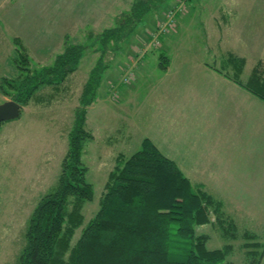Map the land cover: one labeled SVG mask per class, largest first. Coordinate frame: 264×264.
<instances>
[{
  "label": "rangeland",
  "instance_id": "1",
  "mask_svg": "<svg viewBox=\"0 0 264 264\" xmlns=\"http://www.w3.org/2000/svg\"><path fill=\"white\" fill-rule=\"evenodd\" d=\"M134 1L2 0L7 42L0 39V49L8 57L0 58V102L11 99L7 80L25 67L53 64L69 43L87 47L64 81L40 87L19 117L0 125V264H19L30 213L58 181L75 110L99 60L97 35L130 13ZM198 2L199 13L209 17L183 22L192 37L185 29L174 33ZM257 3L264 11V0H168L143 17L117 55L105 54L107 61L116 57L86 115L93 139L86 140L82 160L94 198L82 207L83 223L97 212L119 152L130 156L148 139L175 162L194 192L209 196L196 197L210 221L194 230L205 235L209 249L230 245L219 264H264V198L249 199L248 187L240 184L256 162L264 173V154L258 157L264 125H250L264 122V98L247 83L255 67H264V14L256 15ZM30 24L43 32L35 35ZM201 24L211 32L206 43ZM159 173L165 180L162 168Z\"/></svg>",
  "mask_w": 264,
  "mask_h": 264
},
{
  "label": "trees",
  "instance_id": "2",
  "mask_svg": "<svg viewBox=\"0 0 264 264\" xmlns=\"http://www.w3.org/2000/svg\"><path fill=\"white\" fill-rule=\"evenodd\" d=\"M167 1L135 0L130 13L97 35L99 60L91 69L75 110L58 181L30 213L19 264H219L226 258L229 244L209 249L205 235H197L194 230L195 224L210 221L206 206L200 202L202 198L208 201L209 196L203 191L194 192L175 162L148 139L130 156L119 152L97 212L83 223L82 207L94 198L82 160L86 140L93 139L86 128L88 108L97 97L105 70L121 51L120 43L151 9ZM111 43L112 48L108 47ZM86 47L69 43L53 64L32 71L25 67L26 71L18 73L20 76L7 80L11 98L22 108L38 98L34 96L40 87L59 85L77 69ZM109 50L116 55L107 61L104 56ZM252 73L248 86L264 98L262 70L255 67ZM161 168L165 180L159 173ZM180 191L183 198L179 197Z\"/></svg>",
  "mask_w": 264,
  "mask_h": 264
},
{
  "label": "crops",
  "instance_id": "3",
  "mask_svg": "<svg viewBox=\"0 0 264 264\" xmlns=\"http://www.w3.org/2000/svg\"><path fill=\"white\" fill-rule=\"evenodd\" d=\"M2 4V0H1V3H0V5ZM203 4V3H202ZM193 6V4L190 6L191 8H189L190 10H189V12L185 15V16H183V19H181L180 21V24H179V30H178V28H177V30L174 32V33H176V34H178L179 35V33H180V31L181 30H183V29H185V32H186V34L189 36L190 35V32L189 31H191V29H190V26L189 25H182L183 24V22H185V21H192L191 19L192 18H195L196 20H200L201 22H202V20L203 19H205L207 16L209 17V15L208 14H206V17L204 18V16H202V14L201 13H199L200 12V10H201V8H202V5H201V3L200 2H198V3H195L194 4V6ZM257 6H258V10L256 11V15L257 14H260V12H261V10H262V13L264 14V11H263V9H262V6H261V4H259V3H257ZM205 11H206V8H205ZM188 15V17H186ZM204 22H205V20H203ZM31 25V27H32V29H33V33H35V35H37V34H40V32L42 33L43 32V30H39L38 29V27H37V25H33V24H30ZM180 25L181 26H183L184 28H181L180 27ZM222 26V25H221ZM177 27H178V25H177ZM201 30H203V31H201ZM222 30H223V28H222ZM31 31V30H30ZM224 31V30H223ZM6 32V28L4 27V21H3V18H2V14L0 15V39L1 40H4V42H7V40H6V38H5V33ZM198 32H200V34H201V36L203 37V39H205L206 38V41H205V43L207 42V38L209 37V34L211 33V32H209L208 31V28H207V26L205 25V27H204V24H201L200 25V29H198ZM219 34H220V31L218 32ZM17 36V35H16ZM191 37H192V35H190ZM186 37V36H185ZM13 49V48H12ZM11 53V52H10ZM2 54H3V52H1V49H0V58H2ZM3 56H4V58L6 59L7 57H8V52H6L5 54H3ZM262 70V72H264V67L263 68H260V71ZM261 74H263V73H261ZM250 94V93H249ZM258 95V94H257ZM248 98H250L249 96H248ZM195 105H198V103L195 101ZM200 116H202V115H200ZM251 116V115H250ZM197 122L199 123V122H201L200 121V119H198L197 120ZM250 125H255V126H257V125H261L262 123H263V125H264V122H259V121H257V123L256 122H253V121H250ZM237 124V123H236ZM263 125H262V127H263ZM263 131H264V128L262 129ZM235 137H239L240 138V136H234V138ZM241 139V138H240ZM246 141V142H245ZM247 145H248V142H247V140H245V139H243L242 138V146H244V147H247ZM259 146V145H258ZM262 146H263V148L262 149H260V147L261 146H259V151H258V157L260 156V157H262L263 156V154H264V144H262ZM261 152H262V154H261ZM263 158V157H262ZM253 166V167H252ZM252 170H253V174H251V175H248L249 176V178L248 179H246V176H244L245 177V179L244 180H241V182L240 181H238V179H239V173L237 172L236 173V177L238 178L236 181H238V182H240V184H243V185H246L248 188H247V194H248V198L249 199H251V200H253V199H255V197H256V194H257V197L256 198H264V194H258V192H255V191H257V190H259V188H262V192H264V173H262L261 171V169H259V167L260 166H258V162H256V164L255 165H253L252 164ZM257 170H256V169ZM263 168V167H262ZM256 175H258V177H257V179H256ZM251 183L253 184V187H254V185H256L257 186V188H255V191H254V189H253V187L252 186H250L251 185ZM248 184H249V186H248ZM250 194H252V195H250ZM255 196V197H254Z\"/></svg>",
  "mask_w": 264,
  "mask_h": 264
},
{
  "label": "water",
  "instance_id": "4",
  "mask_svg": "<svg viewBox=\"0 0 264 264\" xmlns=\"http://www.w3.org/2000/svg\"><path fill=\"white\" fill-rule=\"evenodd\" d=\"M21 110V104L13 98L0 102V125L2 121L17 118Z\"/></svg>",
  "mask_w": 264,
  "mask_h": 264
},
{
  "label": "built area",
  "instance_id": "5",
  "mask_svg": "<svg viewBox=\"0 0 264 264\" xmlns=\"http://www.w3.org/2000/svg\"><path fill=\"white\" fill-rule=\"evenodd\" d=\"M128 78H129V77L127 76V77L124 79V81H126V82H127Z\"/></svg>",
  "mask_w": 264,
  "mask_h": 264
}]
</instances>
